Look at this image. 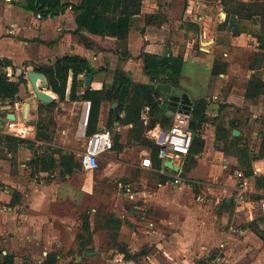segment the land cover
<instances>
[{
    "label": "crops",
    "instance_id": "obj_1",
    "mask_svg": "<svg viewBox=\"0 0 264 264\" xmlns=\"http://www.w3.org/2000/svg\"><path fill=\"white\" fill-rule=\"evenodd\" d=\"M63 1L77 5L81 0ZM131 21L126 39L120 42L85 30L77 34L75 12L71 8L58 17L42 18L28 11L24 0H0V61L8 64L3 72L10 81H25L20 84L14 101L0 104V108L9 104L11 110L5 114L13 113L16 117L14 121L4 118L0 134L34 141L37 152L41 149L42 142L35 140L36 127L27 123L33 107L29 104L25 114L24 105L29 99L21 100L22 95L32 92L27 73L52 65L58 58L79 56L95 70L93 75L77 76L79 95L87 89H108L117 71L123 72L133 84L151 83L144 69L143 54L180 57L183 71L176 88L188 96L192 105L204 100L206 108L205 121L198 132L203 141L202 150L186 157L179 172L167 167L165 175H160L142 167L143 159L151 154L142 140L151 142L159 129L147 128V107L141 112L142 132L136 139L130 136L131 125H123V114H120L121 124L115 125L114 121L107 128L109 110L114 107L109 102L100 106L97 128L107 129L112 136L114 126L116 132L122 133L121 138L132 142L140 158L139 171L128 174H131L130 180L125 191L120 193L121 204L111 214L103 215L102 222L98 219L103 227L108 216L119 221L121 234L116 243L124 245L133 257L125 262L123 253L114 245L105 254H117L114 258L117 264H136L135 259L140 260L138 264H195L202 258H209L216 247L225 249V246L227 254H262L259 252L260 233L251 227L256 223L259 199L264 193V147L261 146L264 90L254 97L247 94L253 78L264 83L262 0H140L139 11L132 13ZM216 62L225 68L223 73L214 76L211 70ZM84 76L91 77L88 88L79 86ZM71 83L72 73L69 72L64 101H70ZM160 93L157 102L164 106L163 111L168 116V96ZM51 95L55 101L57 97ZM105 103L109 106L106 117L103 116ZM144 111L147 117L143 116ZM168 117L172 123L173 116ZM12 131H16L15 134H11ZM0 148L5 154L10 153V170L0 165L3 169H0V184H8L11 175H17L12 171L16 167L15 155L23 154L24 149L28 154L23 156L26 161L23 166L27 167L34 151L26 145L18 146L15 151ZM107 155L101 159L108 160ZM158 168L157 161L154 169ZM54 171L51 175L40 173L34 177L29 171L30 178H40L35 182L25 181L16 192L10 193L0 187V243L5 247L15 245L20 254H30L24 256L21 264L26 261L43 264L47 256H54L56 264L60 263L61 253L53 248H61V237L69 234L72 228L49 221L56 218L55 208L70 206L75 197H81L86 191L69 184L68 179L75 171L66 175L58 169ZM247 171L251 174L247 175ZM56 175L65 182L57 183ZM44 178L48 179L44 182ZM175 178L181 181L175 183ZM243 182L247 184L246 200L238 201L236 196ZM90 215L89 212L80 215L79 230L73 238L77 244L76 253L80 254L78 236L82 233V218L87 216L91 241L87 246L90 252H83L86 257L102 254L100 250H93L92 235L97 224L94 216L93 222L90 221ZM229 219L242 225V240L225 238V231H219ZM35 254L42 255L37 262ZM5 255H11L15 264L18 258L15 254L3 251L1 259ZM109 261L106 259V264ZM220 262V256H216L205 264ZM69 263L84 264L80 257Z\"/></svg>",
    "mask_w": 264,
    "mask_h": 264
},
{
    "label": "trees",
    "instance_id": "obj_2",
    "mask_svg": "<svg viewBox=\"0 0 264 264\" xmlns=\"http://www.w3.org/2000/svg\"><path fill=\"white\" fill-rule=\"evenodd\" d=\"M25 8L34 13L39 14L42 18H54L63 14L68 8L75 12V22L77 25L76 33L85 30L88 33L100 37L110 36L117 41H124L131 27L132 13L139 11L140 0H81L77 5L67 3L63 0H24ZM134 9H130V8ZM262 15L264 17V4H262ZM144 69L151 77L149 84H133L130 79L121 71L114 74L112 85L106 89L100 90L87 89L82 94H77V76L79 74L93 75L90 64L79 56H64L55 60L52 65L41 66L38 68L47 82L46 89L53 93L59 101H64L66 86L69 72L72 73V83L70 88L69 100L72 102L82 101L89 102L90 107L85 126V136L89 137L97 131L98 117L100 106L103 102H109L114 105L109 110L107 128H110L115 121V115L123 114V125H131L130 136L139 139L142 132V121L140 119L141 112L144 107L148 108L149 124L147 128H152L158 124L159 129L170 126V118L165 115L163 108L157 102L160 97V91L155 89L157 84H169L171 87L178 86V80L183 71V61L180 57H158L143 54ZM8 66L6 62L0 61V104L5 101H14L19 92L20 84H25L23 79L18 82L8 80L3 69ZM225 65L215 63L211 74L218 75L224 72ZM248 96L254 97L264 90V83L257 78H253L249 82ZM43 105L39 104L38 107ZM206 102L199 100L192 105L190 110L189 128L194 133L189 155H195L202 150L203 141L199 137V130L205 121ZM35 140L42 142L48 139L43 133L41 126L36 127ZM116 136L113 147L120 149L121 146L117 142ZM143 144L148 145L151 154L150 158L155 164L156 147L146 139ZM20 145H26L34 151L33 157L28 162L27 167L30 169V176L34 177L40 173H50L58 169L62 175L71 174L80 168L78 161L72 154H64L62 151L54 153H38L35 148V142L24 138L10 135L0 134V146L7 151H15ZM264 147V140L261 144ZM57 155V158L55 157ZM247 175L251 172L247 171ZM17 194L14 193V197ZM120 223L112 216H108L105 221V227L113 228L114 232L119 229ZM82 233L78 236L79 253L90 252L87 248L91 241L89 224L87 216L82 218ZM112 242L120 253H123L124 259L129 260L133 256L128 254L124 245L116 243V234H112ZM0 264H14L11 255H5L0 260ZM23 264H33L26 261ZM43 264H56L54 256H47ZM82 264V263H69Z\"/></svg>",
    "mask_w": 264,
    "mask_h": 264
},
{
    "label": "rangeland",
    "instance_id": "obj_3",
    "mask_svg": "<svg viewBox=\"0 0 264 264\" xmlns=\"http://www.w3.org/2000/svg\"><path fill=\"white\" fill-rule=\"evenodd\" d=\"M262 4H264V0H262ZM262 61L264 63L263 56ZM38 85L39 88H42V85L40 83H38ZM43 90L48 91L46 88ZM29 98H34L32 92H27L22 95L21 101L26 102ZM39 104L41 103L36 101H33L31 103V106L33 107V113L32 117L29 118L27 122L30 125H33L34 129L35 127H38V125L41 126L43 133H45L48 138L42 140L41 149H38V153H54L55 151L59 150L66 154H73L77 160L79 154L83 151L84 148V139L80 135V126L84 112L83 102H72L68 100L61 102L57 98H55V101L51 104H41L43 106L38 107ZM108 110L109 106L105 103L103 116H107ZM143 116L147 117L146 111L143 112ZM148 124L149 120L147 122V125ZM157 127L158 124L153 128L156 129ZM113 129V143L118 134L119 139L117 138V142L119 144L121 142V146L125 147V149L121 148V150L113 147L112 151L110 153H107L108 155L106 154L108 160L104 161L101 159L99 161L98 168L92 172L85 173L80 170V168L78 170H75V172L68 179L69 184L73 185L75 188L82 187L86 191H84L81 197H75V200L72 201L70 206H59L55 208L57 210H55V213L53 212V214L56 216V218H54L53 220L50 219L49 221V223H54L60 226L65 225L72 228L69 234L66 233L61 237V248H53L54 250H59V253H61L60 263L58 262V264H67L69 261H76L78 257L81 258V261L84 264H106V259L111 260L107 264H117L114 260L117 254L105 253H107V249L109 250L111 248H114L112 242V234H116V239L120 237L121 225L119 226V229L114 232L113 228H107L105 226L103 227L102 225L100 226L98 219H100L102 222V220H105L102 217L103 215L111 214V212H113L112 210L116 209L121 204L120 193L125 191V186L127 182H129L131 174L133 172L139 171V169H137V164L139 163L140 158L138 155V150L134 149L132 142L125 138H121L120 135L122 136V133L119 134L118 132H116L114 126ZM17 134L19 135V133ZM22 153L23 154L19 155L17 153L15 155L16 167H13L12 171H16L17 175H11L10 183L0 184V187L2 189L10 191V193L16 192L18 188L23 187L25 181L29 180L35 182L40 178L39 176H37V178H30L28 176L30 169L29 167L23 166V162H26L24 161L23 156L28 153L25 152L24 149ZM120 153H122V156L119 157ZM9 156L10 153L5 154L4 150L0 148V165H4L3 167L8 168V170H10ZM187 163L185 164V168H187ZM0 169L1 171L3 170L2 168ZM5 171L7 172V170ZM53 173H55V171L50 172L49 175ZM129 173L131 174L128 175ZM56 176L57 177L55 178V181L57 183L65 182L64 179L59 178L58 175ZM48 178H44L43 181L45 182V179L47 180ZM152 178L154 179V177ZM151 179H149V184L151 183ZM1 180L2 177L0 178V182ZM262 194L264 195V193ZM202 198L204 199L203 196ZM205 198L207 199L208 197ZM124 207L128 208V206L125 204ZM84 212H89L91 214V222H93V216L96 217L95 220L97 229L92 235V246L93 250L102 251V254H99L98 256L86 257L83 252L82 254L76 253L77 244L76 242H74L73 238L75 233H77L79 230L80 215ZM58 217L60 219H58ZM254 222H256L254 224V228L251 227V229L255 230V232L258 231V233H260L261 248L259 249V252H262V254H227V246H225V249L216 247L212 250V254H210L209 258H202V261H196L195 264H205L206 262H210L211 259L216 256H220L221 258V262L219 264H264V217H260L258 211H256V221ZM241 226L242 225H238L237 223L232 221V219H229L227 224L225 225V228L219 227V231H225V233L227 234L225 238L228 237L232 240V238L234 237L235 239L242 240L243 233L241 234L240 232L242 231ZM7 246L8 247H5L2 242L0 243V259L1 254L4 251L6 252V254H15L18 257L15 261V264H21L24 256L30 255L20 254L15 245ZM35 256H37L34 258L35 262L42 258L41 254H35ZM123 260L125 262L127 261L126 259ZM134 261L136 264L140 262V260L137 259H135Z\"/></svg>",
    "mask_w": 264,
    "mask_h": 264
},
{
    "label": "built area",
    "instance_id": "obj_4",
    "mask_svg": "<svg viewBox=\"0 0 264 264\" xmlns=\"http://www.w3.org/2000/svg\"><path fill=\"white\" fill-rule=\"evenodd\" d=\"M40 17L39 14H37ZM84 112L81 124L82 137L85 139L83 151L79 155V166L83 172H92L98 168L99 160L102 156L109 153L113 149V141L111 133L103 128L100 132H95L89 137L85 136L84 125L88 111L90 107L89 102H83ZM173 122L170 126L158 129L153 137L151 143L156 147V159L159 162V168L154 169L153 162L150 155L142 161V167L147 170H153L160 175H165V170H168L164 165L166 162H171L172 167L179 169L186 157L190 154V148L192 144V132L189 128L188 116L185 114L175 111L173 114ZM16 131H12L11 134H15ZM18 137V136H17ZM181 180L175 178V183ZM236 199L238 201L246 200L244 195L247 190L246 182H243L240 186ZM259 213L264 217V195L259 199ZM217 262V261H216ZM215 262V263H216Z\"/></svg>",
    "mask_w": 264,
    "mask_h": 264
},
{
    "label": "water",
    "instance_id": "obj_5",
    "mask_svg": "<svg viewBox=\"0 0 264 264\" xmlns=\"http://www.w3.org/2000/svg\"><path fill=\"white\" fill-rule=\"evenodd\" d=\"M27 80L30 84L31 91L34 95V98H29L28 102L24 105V112L26 114L28 105L31 104L33 101L39 102L41 104H51L54 101L53 96L44 91L47 87V82L44 76L39 73L38 71H30L26 75ZM91 77L90 76H84L83 81L79 83L80 87H85L88 88L90 85ZM38 82L42 85V88H39ZM155 89L166 94L167 100H166V114L168 116H173L175 111L181 112L185 114L186 116H189V112L192 106V102L189 100L188 96L180 91L177 88L171 87L169 84H157L155 86ZM160 101V100H159ZM10 102V100L8 101ZM20 106V105H19ZM112 108L114 107L113 105L111 106ZM11 106L9 104L2 106L0 108V128H2V124L4 123V118L6 120H11L14 121L16 120V117L13 113L5 114L6 112H10ZM87 122V117L84 125V129L86 126ZM122 122V116L121 115H115V125H119ZM101 129H97V132H100ZM111 132L113 130H110ZM233 134H236L235 131H233ZM166 167L173 169V170H178L176 167H172L171 162H166L164 164ZM90 255V254H87ZM40 264V262L38 263Z\"/></svg>",
    "mask_w": 264,
    "mask_h": 264
},
{
    "label": "bare ground",
    "instance_id": "obj_6",
    "mask_svg": "<svg viewBox=\"0 0 264 264\" xmlns=\"http://www.w3.org/2000/svg\"><path fill=\"white\" fill-rule=\"evenodd\" d=\"M82 127H83V125L81 124V126H80V132H81V133H82ZM81 133H80V134H81Z\"/></svg>",
    "mask_w": 264,
    "mask_h": 264
}]
</instances>
